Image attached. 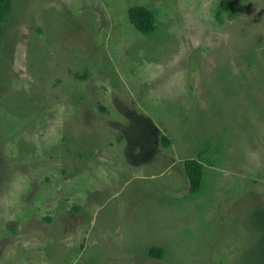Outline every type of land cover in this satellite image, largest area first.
I'll use <instances>...</instances> for the list:
<instances>
[{"label":"rangeland","instance_id":"1","mask_svg":"<svg viewBox=\"0 0 264 264\" xmlns=\"http://www.w3.org/2000/svg\"><path fill=\"white\" fill-rule=\"evenodd\" d=\"M221 1L13 0L0 264H264V0H231L235 18Z\"/></svg>","mask_w":264,"mask_h":264},{"label":"trees","instance_id":"2","mask_svg":"<svg viewBox=\"0 0 264 264\" xmlns=\"http://www.w3.org/2000/svg\"><path fill=\"white\" fill-rule=\"evenodd\" d=\"M104 1V0H103ZM13 8V0H0V32L5 21L9 18ZM241 12L239 3L231 0H222L218 6L217 17L222 14H229L231 17H237ZM128 17L131 25L144 36H150L157 30L155 13L144 6H135L129 9ZM1 53V40H0ZM162 145L164 148L172 147V141L163 136ZM204 151L200 152L196 159L184 161V170L188 178V187L190 197H197L204 192L205 164H207V155L210 151L209 145ZM264 215V214H263ZM264 221V217L262 218ZM149 256L153 259H163L165 251L161 248H151Z\"/></svg>","mask_w":264,"mask_h":264},{"label":"flooded vegetation","instance_id":"3","mask_svg":"<svg viewBox=\"0 0 264 264\" xmlns=\"http://www.w3.org/2000/svg\"><path fill=\"white\" fill-rule=\"evenodd\" d=\"M264 217V215H262ZM264 222V221H263Z\"/></svg>","mask_w":264,"mask_h":264}]
</instances>
